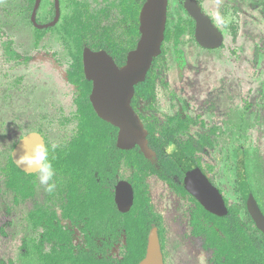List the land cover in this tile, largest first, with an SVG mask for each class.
Instances as JSON below:
<instances>
[{"label": "rangeland", "instance_id": "obj_1", "mask_svg": "<svg viewBox=\"0 0 264 264\" xmlns=\"http://www.w3.org/2000/svg\"><path fill=\"white\" fill-rule=\"evenodd\" d=\"M27 1L0 0V264H39L35 255L39 232L29 221V213L40 204L52 205L56 199L37 179L35 194L16 203V193L8 188L4 171L14 146L22 136L34 130L42 131L48 143L61 144L71 137L75 127V122L68 119L76 109L77 88L67 80L70 55L65 41L59 33L49 29L41 43L35 44L36 28L50 25L39 22L36 19L39 14L30 21V14L20 13ZM200 2L227 32L226 44L218 53L222 61L231 65L220 66L210 61L211 52L201 50L192 33L182 36L178 42L174 38L166 41L152 66L158 98L149 109L144 108L146 103L142 101L139 107L152 116L159 132L170 118L181 119L186 127L176 133V141L181 146L190 145L196 155L203 156L202 162L207 165L215 149L204 143L205 138L209 137L212 126L226 123L225 118L231 113L235 118L249 116L248 134L259 142L260 148L263 146L264 0ZM49 4L45 2L38 12L48 9ZM182 18L184 21L190 19L179 1L171 0L167 28L173 29ZM10 48L17 55L10 54ZM217 67L234 78L235 93L229 97L234 101L229 109L224 106L216 109L211 91L206 94L221 82L222 70ZM194 91L206 94L205 98H200ZM252 109L259 110L254 118L249 112ZM257 125H260L259 129ZM222 127L223 132L218 136L225 143L228 130L225 125ZM200 136L203 147L197 150ZM222 148L225 152V145ZM218 150L222 152L220 145ZM148 182L154 210L161 217L165 251L171 256L169 264H173L174 256L182 264H193L184 259L186 253L193 254L202 264H211L213 250L205 247L203 238L191 233L190 219L195 201L180 195L161 174L153 173ZM257 189L264 204V177L260 178ZM68 226L74 229V247L84 248L82 231L70 223ZM249 233L253 234L254 240L259 236L252 225ZM126 244L123 235L108 256L121 257Z\"/></svg>", "mask_w": 264, "mask_h": 264}, {"label": "flooded vegetation", "instance_id": "obj_2", "mask_svg": "<svg viewBox=\"0 0 264 264\" xmlns=\"http://www.w3.org/2000/svg\"><path fill=\"white\" fill-rule=\"evenodd\" d=\"M178 1L179 6L185 10L191 21L190 19L189 21H184L182 18L174 25L173 29L167 28L169 23V8L171 3V0H168L167 24L165 38L162 43V50L164 47V42L173 38L178 42L182 36L186 35L187 33H192L199 48H201V50L204 49L203 51L206 50L211 52L212 56L210 61L214 62V64L218 63L220 66L224 64L231 65L225 61H222L223 59L219 58L218 53L226 44L227 32L222 26H220V24H218L215 17L205 9V6L200 2L201 0L195 1L201 8L202 12L209 18L211 24L214 25L221 35V40L216 42L217 44L213 46H206L197 39L196 19L188 11L183 1ZM27 2L28 4L26 7L25 5H22L20 13L24 14L26 12L27 15L30 14V21L35 20V16L39 14L36 19L39 20V22L43 21L44 24L50 25V27L47 28L42 26L36 28L35 44L38 45L41 43L43 37L49 32V29L50 31H56L60 34L61 39L65 41L64 45L68 49V53L70 55V61L66 70L67 80L77 88V95L75 98L76 109L72 117H70L71 119H68L75 122L74 131L69 139L63 141L61 144L53 145L48 143L46 135L40 130H34L27 133L29 134L31 132H37L41 134L45 145L48 148L49 159H53L52 163L56 169V176L54 178L56 182V188L50 193V195H54L56 197L54 203L52 205L40 204L36 206L34 210L38 213L49 212L51 215H53L54 231L58 235H65L64 242H70L69 246L72 247L71 251L62 250L59 246H57V238H53L51 241L44 238L46 232V226L44 222H41L36 227L33 226L35 230L39 232L38 246H36L37 253H35V255L37 254L38 256L39 264H43L41 257L43 253H50L52 256L57 255L58 253H92V255H94L97 259L104 260L109 264L128 263L131 253H127V244L125 246V253H122L121 257L112 258L108 256V253L112 250L113 245L121 238V236L125 235L126 241L128 242L125 229L121 230L118 228L119 232L115 237H113L111 232L100 233L94 229L92 225L93 221L89 220L88 216L85 218H79L75 215L74 218L66 217L65 209L66 207L73 204L72 200H77L76 198H73V193L77 196H84L87 200L94 199L95 195L98 194L100 202L99 204L103 209L113 208L119 213H130L136 208L138 189L148 200L150 207L159 218L157 223L152 224L151 229L154 226L158 227L164 264H169L171 256H169L165 251L164 239L161 229V217L154 210L150 196L148 179L153 173L161 174L163 178L167 179L175 186L180 195L188 196L189 199L195 201V209L192 212L190 219L191 233L194 236L203 238L205 247L213 250L211 264H254L252 262L255 260L254 254L251 255V253H245L242 250H232L231 252L223 253L218 247H216V245L211 246L209 243L211 240L216 242L219 239L225 241L236 240L237 242H239V240L244 241L248 238L254 239L253 234L249 233L251 225L259 234L256 239H262L264 237V233L259 229L256 221L250 213L243 190V185L247 184L259 208L264 214V204L262 203L257 189L260 178L264 177V143L262 148H260L259 142L250 138L248 134L249 116L244 115L235 118L232 115L233 113H231L225 118L226 123L219 122L211 127L209 137L205 138L206 141L204 143H208L211 146V149L215 150L214 153L211 154L210 161L207 165L202 162L203 156L201 154L196 155L190 145L181 146L180 143L176 141V132L174 133L172 140H169L163 146V148H161L162 152L164 153L161 160L159 153L152 146V141L159 143V137L162 136L164 129L180 127L178 130L179 132L186 126L183 124L181 119L175 120L170 118L167 125L163 126V129H161L159 132V127L153 121L152 116L146 115L145 111L139 107V103L142 101L146 103L144 108L149 109L158 98L157 89L155 87L156 79L155 76L152 75V66H154V61L161 54L160 53L154 58L146 77L147 79L150 73V78L154 84L153 92L148 96H145L144 94L137 95L135 88V93L131 101L133 108L139 115L145 129L147 130L146 139L153 153L150 157H147L138 144L130 147H121L119 145V127L100 117L92 103L91 94L93 89V81L89 80L85 73L84 50L87 47L93 51L104 50L113 58L117 65H124L127 61L128 53L137 46L140 39V13L146 0H28ZM45 2H50L48 9H45L39 13L38 8H43ZM236 39H239V36ZM80 46H83V75H81L80 79L76 76L74 82L69 76L68 70L74 63L73 53H76ZM15 52L16 51L11 49L10 54L15 56L17 55ZM217 68L220 69V71L222 70L220 67ZM225 72L227 71H221V82L218 84L217 88H212L206 93L208 94L211 91V95H213L212 100L216 104V109H222V106L227 107V109H229V107H233L234 98L229 97L234 96L233 94L235 93L233 86L234 78H230L228 76L229 74ZM200 73L197 75H200ZM83 82L90 83L91 90L83 89ZM226 82H228V84ZM195 93L200 98H205L206 94L200 95L198 92ZM80 97H87L96 116L103 122H106L112 126L105 129L108 130L106 135L103 130L94 133V135L93 131H91L90 135L93 136V141L91 144L89 143V140H80L81 138H79L81 136L80 131L83 133V130L85 129L84 126L81 128L80 123ZM249 112L250 116L254 118V114H258L259 110L252 109ZM221 125H225V129L228 130L227 136L225 138L227 142L225 141V143H223L218 136L221 132H223V127L221 129ZM256 128L259 129L260 125H257ZM24 136H22L19 141ZM95 141H97L98 144H93ZM106 142L111 143L110 147H113L115 151H122L121 154L114 156L116 159L112 160L111 162H108L107 160L109 155L105 154L106 160L101 164V172L99 170H95L97 164L88 163L87 166H89L91 169H89L90 171H88V174L84 173L82 175L78 188H72L69 186L70 175L65 173L64 168H67V166L71 165L70 159L77 157L79 165H81V168H83L82 165L85 164L84 161L88 162V159L84 157L86 155L85 151H87L86 147H97L98 151L103 152L105 150L104 145H106ZM75 144L76 147L73 148ZM219 145L222 149V152L218 150ZM224 145L226 147L225 152H223L222 148ZM198 146L199 147H196L197 150H201L203 147V140L201 136L199 138ZM81 150H83L84 153H81ZM74 151H76V153ZM12 152L9 161L10 159L13 161ZM61 152L63 153L62 157L65 160L58 158L59 153ZM138 153L143 154L151 164V167L144 179H141L142 176L138 174ZM182 154L189 157L197 165V167L208 179L210 184L219 192L225 207L224 211L218 212L217 210L209 208L202 202L200 197L193 193V191L190 189L186 182L185 172L178 162V158ZM163 160H166V164L162 162ZM168 164H170L171 167L175 166L173 168V174L167 170L166 165ZM180 171L181 175L178 173ZM251 172L254 174L252 175ZM28 174H33L34 176L32 178L33 194L31 195L33 196L37 187V172ZM122 183H127L130 185L131 193L133 195L132 202L126 211L122 210L119 202L117 201L118 188ZM95 184H98V186ZM73 189L76 190L73 191ZM16 196L19 198V201L16 203H20L22 200H26L31 197L28 196L22 198L17 193ZM75 204L77 203H74V205ZM208 210L210 211V214L207 212ZM194 221L201 222L204 225V228L208 229V231L203 234H195ZM69 223L73 227H78L82 231L85 238L84 248H78L76 245L74 247V229L68 226ZM149 233L147 235V241ZM88 236H90L92 239L91 241ZM90 242H93V245H90ZM143 258L144 257L137 261L136 264H139ZM184 259L192 262L193 264L196 262H200L202 264V261L200 259L199 261L195 260L193 254L191 253H186ZM172 263L182 264V262L175 260V256L172 258Z\"/></svg>", "mask_w": 264, "mask_h": 264}, {"label": "water", "instance_id": "obj_3", "mask_svg": "<svg viewBox=\"0 0 264 264\" xmlns=\"http://www.w3.org/2000/svg\"><path fill=\"white\" fill-rule=\"evenodd\" d=\"M197 22V39L206 46H213L221 40L218 30L202 12L195 0H182ZM168 0H146L140 13V39L137 46L128 53L127 61L119 66L104 50H84L85 73L93 81L91 100L98 115L119 127V145L130 147L138 144L147 157L152 151L147 142V130L131 101L138 84L145 81L153 60L162 50L167 24ZM45 145L41 134L31 132L25 135L15 146L12 157L22 170L33 173L38 165H18L19 156L25 152L33 153L38 145ZM178 162L183 168L186 182L193 193L213 210H225L221 195L210 184L197 165L182 154ZM250 213L259 229L264 233V214L259 208L247 184L243 185ZM128 194H127V193ZM131 187L122 183L117 192V201L123 211L131 204ZM139 264H164L163 251L157 226L148 236L146 254Z\"/></svg>", "mask_w": 264, "mask_h": 264}, {"label": "trees", "instance_id": "obj_4", "mask_svg": "<svg viewBox=\"0 0 264 264\" xmlns=\"http://www.w3.org/2000/svg\"><path fill=\"white\" fill-rule=\"evenodd\" d=\"M168 31V30H167ZM82 45V42H81ZM82 47H79V50L73 53L74 63L71 65L70 69L68 70L69 76L74 81L75 77L77 76L79 79L81 75H83V67H82ZM123 60V59H122ZM123 62V61H122ZM75 82V81H74ZM153 81L150 78V73L148 78L141 84L136 87V92L138 94H144L148 96L150 93L153 92ZM83 89L91 90V84L88 82H83ZM79 101V112L81 115L80 123L81 128L84 126L83 133L80 131L81 138L80 140L87 139L91 144L93 141V136H91L90 132L93 131L94 133L103 130L105 135L108 130L107 128L112 127L110 124L103 122L100 120L94 110L91 107L89 99L87 97H80ZM180 127L175 128H168L163 130V134L159 137V143L152 141L153 148L159 153V156L162 160V152L161 148L169 141L172 140L174 133L178 132ZM107 137V136H106ZM93 144H98L95 141ZM111 143L106 142L105 150L103 152L98 151L97 147L87 146L85 151L86 155L85 158L88 159L84 161L85 164L79 165L77 161V157H73L70 159L71 165L64 168L65 173L70 175V184L72 188H78L80 184V178L82 175L88 174L89 166L88 163H95L97 166L95 170L102 171V162L106 160L105 154H108V162L115 160L114 156L121 154L122 151H115L113 147H110ZM76 147V144L73 148ZM183 150V149H181ZM76 153V151H74ZM84 153L83 150L80 151ZM63 153H59V159L65 160L62 157ZM101 156V157H100ZM100 157V158H99ZM53 161V159H51ZM164 164H166V160H163ZM151 164L149 161L144 157L143 154L138 153V174L141 175V179H144L147 175ZM167 170L173 174L174 170L170 164L166 165ZM5 171L8 176V187L13 189L15 193L20 195L22 198L31 196L33 194V184L32 178L34 177L33 174H28L21 169L10 159L7 166L5 167ZM177 171V170H176ZM181 175V171L178 172ZM140 179V177H139ZM98 186V184H95ZM76 189H73L75 191ZM72 191V192H73ZM138 192V199L136 203V208L130 213H119L118 211L111 209H103L99 204V197L98 194L95 195L94 199L87 200L84 196H77L73 193V198L77 200H72L73 204L71 206L66 207L65 209V216L74 218V215L79 218H85L88 216L89 220L93 221V227L95 230L99 231L100 233H107L111 232L113 237L119 232L118 228L121 230L126 231L127 233V253H131L128 263L122 264H136L144 254L146 253V246H147V235L152 227L153 223H157L159 218L156 216L152 208L150 207L148 200L144 197L140 190ZM19 201V198H16V202ZM74 203H77L74 205ZM210 214V211H207ZM136 214V216H135ZM30 221L32 222L33 226L36 227L41 222L45 223L46 232L44 238L51 241L53 238H57V246L60 247L62 250H72V247L69 246L70 242H64L65 235H58L54 231V223H53V215L49 212H42L38 213L35 210L32 211L29 215ZM194 233L195 234H203L208 231V229L204 228V225L199 221H194ZM90 241L92 240L90 236H88ZM211 246L218 247L223 253L231 252L232 250H242L245 253L254 254L255 260L252 261L254 264H264V237L261 239H245L244 241L237 242L236 240H218L216 242L209 241ZM93 245V242L89 243ZM55 248V247H54ZM28 255V253H26ZM34 254V253H33ZM136 256V258H135ZM43 264H109L108 262L97 259L92 253H58L57 255H51L50 253H43L41 255ZM14 264V263H11Z\"/></svg>", "mask_w": 264, "mask_h": 264}, {"label": "clouds", "instance_id": "obj_5", "mask_svg": "<svg viewBox=\"0 0 264 264\" xmlns=\"http://www.w3.org/2000/svg\"><path fill=\"white\" fill-rule=\"evenodd\" d=\"M18 165H38L36 168L37 179L40 185L45 187L49 193L53 192L56 188L55 176L56 169L52 161L49 159V152L46 145L43 143L38 145L33 153H23L17 160Z\"/></svg>", "mask_w": 264, "mask_h": 264}]
</instances>
